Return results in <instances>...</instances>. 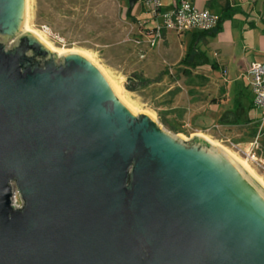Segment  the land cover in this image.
<instances>
[{"label": "water", "instance_id": "water-1", "mask_svg": "<svg viewBox=\"0 0 264 264\" xmlns=\"http://www.w3.org/2000/svg\"><path fill=\"white\" fill-rule=\"evenodd\" d=\"M25 5L0 0V264H264V189L81 54L56 61Z\"/></svg>", "mask_w": 264, "mask_h": 264}, {"label": "rangeland", "instance_id": "rangeland-1", "mask_svg": "<svg viewBox=\"0 0 264 264\" xmlns=\"http://www.w3.org/2000/svg\"><path fill=\"white\" fill-rule=\"evenodd\" d=\"M26 2L23 32H32L39 39L41 36L50 43L54 48L50 50L56 54V61H59V55L63 54L60 52L72 51L81 54L100 70L108 83L116 84L120 92V98H117L133 114L139 115L141 112L148 114L162 130L183 141H189L198 135L203 136L212 144L245 161L264 182V133L259 137L260 151L257 160L247 161V156L233 148L231 143L238 144L245 150L249 147L253 137L252 127L255 125L221 127L212 124L215 120L214 116L220 121L226 116L227 111L232 109L233 87L244 84L242 77L236 78L233 67L228 68V74H223L220 66L213 70L210 63L202 66L203 70H200V73L204 71L203 73L210 75V80H201V77L193 75L194 81L201 84L208 83L212 94L218 95L220 87L213 88L215 84L225 86L227 90V97L222 98L220 106H212V110H207V114L206 109H201V113L204 114L197 122V113L192 114L188 111V98L185 92L188 86L184 78L181 76L176 82L165 72L166 66L174 67L175 64H171L172 60L163 61L162 54L156 52L158 46L151 47L146 40L138 42L139 40L136 41L140 39L138 37L135 40L127 37L126 33L130 28L120 21L119 9L116 5L112 9L111 19V16H100L101 8L109 7L108 0H26ZM150 21L155 22L153 19ZM167 33L172 36L177 34L171 29L167 30ZM191 36L187 33L182 37L186 50L191 44ZM132 37H135V34ZM15 41L16 37H8L5 42L6 47H10ZM206 57L210 62L215 59L209 49ZM138 72H143L146 79ZM169 84L173 87L163 92ZM144 85L143 95L160 113L152 110L150 102L145 103L141 97L133 95V89ZM197 93L204 97L207 95V90L199 87ZM215 111H218L216 115ZM189 122L193 125H201L203 128H194ZM15 203L20 204L17 193H15Z\"/></svg>", "mask_w": 264, "mask_h": 264}, {"label": "crops", "instance_id": "crops-1", "mask_svg": "<svg viewBox=\"0 0 264 264\" xmlns=\"http://www.w3.org/2000/svg\"><path fill=\"white\" fill-rule=\"evenodd\" d=\"M175 1L177 0H161L162 9H169ZM190 1L199 8H208L217 17H220L221 21L219 22V26L213 31L202 35L197 33L199 31L179 33L174 30L177 34H173L172 36L167 33V30L170 29L163 30V37L159 44L156 45L158 46L156 52L162 54L163 61L172 60L171 64H175L174 67L166 66L165 72L176 82H178L179 77L182 76L184 78L188 86L187 91L185 90L188 98V111L192 114L197 113L198 122L202 117L201 115L204 114L201 113V109H206L207 114V110L211 111L212 106H220L222 98L227 97V90L225 86L222 87L215 84L213 88L220 87L218 95L216 93L212 94L209 91L210 87L208 83L201 84L194 81L193 75L201 77V80H210V75L203 73L204 71L200 73V70H203L202 66L205 64L211 63L210 67L213 70L220 66L223 74H228V68L230 66L233 67V71L237 75L236 78L242 77L244 84H237V86L233 87L232 109L227 111L226 116L220 121H217V117L214 116L215 120L212 124L221 127L256 125L261 112L253 104L247 70L252 62H264V0ZM108 2L109 7H102L100 16H111L112 19V9L116 5L119 9L118 15L120 21L130 28L126 36L131 37L133 40L138 37L140 39L136 40H139V42H145V40L147 42V34L154 28L159 19L152 17V13L144 6L143 0H136L132 6H129V0H108ZM151 19L155 20V22H151ZM187 33L192 35V41L188 50L185 49L182 40V37ZM131 34L133 36L135 34V37H132ZM208 49L215 56L212 62L206 57ZM143 52L145 54L146 48ZM187 54H189L186 57L187 60L182 61V58ZM138 73L142 78L146 79L143 72ZM172 87V84H169L163 92L168 91ZM199 87L200 89L207 90V95L201 97L197 93ZM133 90L134 96L141 97L145 103L150 102L143 95L145 85L138 86ZM150 103L152 104V110L158 113L159 111H157L153 103ZM253 111L256 112L254 113ZM217 112L215 111V115ZM189 124L197 129L203 128L201 125H193L190 122Z\"/></svg>", "mask_w": 264, "mask_h": 264}, {"label": "built area", "instance_id": "built-area-1", "mask_svg": "<svg viewBox=\"0 0 264 264\" xmlns=\"http://www.w3.org/2000/svg\"><path fill=\"white\" fill-rule=\"evenodd\" d=\"M143 4L152 13V17L159 19L154 28L147 34V43L151 47L159 44L165 29H172L179 33L205 31L214 28L218 22V17L208 8H199L190 0H177L167 10L162 9L161 0H143ZM247 76L253 104L261 112L260 118L257 122L256 133L252 137L249 147L243 150L238 144L231 143V145L238 152L245 154L247 161L249 159L256 161L260 151L259 137L264 130V62H252L248 67Z\"/></svg>", "mask_w": 264, "mask_h": 264}, {"label": "bare ground", "instance_id": "bare-ground-1", "mask_svg": "<svg viewBox=\"0 0 264 264\" xmlns=\"http://www.w3.org/2000/svg\"><path fill=\"white\" fill-rule=\"evenodd\" d=\"M25 4L27 5V2L25 0ZM39 36V35H38ZM41 39V41L43 40L41 36H39ZM48 48L50 49H54L50 43L46 42L45 40L42 41ZM72 52V51H69ZM60 53H64V52H60ZM110 83V87L112 89V91L114 92V94L120 98V92H118L117 88H116V84H112ZM221 148V147H220ZM223 149V148H221ZM249 176L252 177V179L254 181H256V183L258 184V186H260L262 189H264V182L263 180L258 177L253 170L250 168V166H248V164L245 161L239 160L238 158H236L233 154H231L230 152H228L227 150L223 149Z\"/></svg>", "mask_w": 264, "mask_h": 264}, {"label": "trees", "instance_id": "trees-1", "mask_svg": "<svg viewBox=\"0 0 264 264\" xmlns=\"http://www.w3.org/2000/svg\"><path fill=\"white\" fill-rule=\"evenodd\" d=\"M220 21H221V18L218 17V22H217V24H216V26H215L214 28H212V29H210V30L199 31V32H197V33H200V34L202 35V34H206V33H208V32L213 31L215 28H217V27L219 26V22H220ZM194 43H196V41H194ZM192 49H193V47H192ZM188 55H189V54L185 55V56L182 58V61H184L185 59L187 60L186 57H187ZM257 126H258V124L256 123L255 127L252 128L253 131H252V135H251V136H254V135H255V132H256V130H257ZM263 133H264V132H263Z\"/></svg>", "mask_w": 264, "mask_h": 264}]
</instances>
